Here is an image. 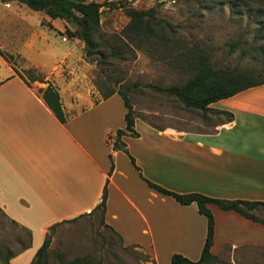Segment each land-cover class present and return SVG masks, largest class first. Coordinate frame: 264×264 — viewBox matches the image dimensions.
<instances>
[{
	"label": "crops",
	"instance_id": "0c3cea01",
	"mask_svg": "<svg viewBox=\"0 0 264 264\" xmlns=\"http://www.w3.org/2000/svg\"><path fill=\"white\" fill-rule=\"evenodd\" d=\"M32 43V52L43 53ZM54 50L53 63L64 54ZM0 62L7 69L0 77V210L30 232L29 246L9 264L26 252L15 264H27L51 225L91 213L103 188L102 223L123 245L149 252L154 264H170L172 253L197 260L206 220L194 202L180 204L146 180L176 193L264 200V83L209 103L231 118L208 130L190 129L183 121L154 125L134 116L136 135L119 137L125 152L112 147L115 131L125 125L117 92L93 100L89 89L55 76L26 84L1 56ZM48 84L59 95L63 122L38 91ZM207 208L213 216L210 252L224 243L264 246L263 223L212 203Z\"/></svg>",
	"mask_w": 264,
	"mask_h": 264
},
{
	"label": "rangeland",
	"instance_id": "374dc122",
	"mask_svg": "<svg viewBox=\"0 0 264 264\" xmlns=\"http://www.w3.org/2000/svg\"><path fill=\"white\" fill-rule=\"evenodd\" d=\"M83 1L100 3L96 42L104 44L106 53L116 48L117 55L97 64L96 59L84 56L83 43L76 35L64 32L65 28L77 32L73 21L49 19L43 11H33L17 0H0V50L5 57H13L5 60L7 65L14 66L25 80H29L27 69L34 68L42 82L55 76L73 88L85 87L92 92L93 100L110 89L120 90L134 116L154 125L183 121L188 128L198 130H208L228 115L186 108L156 88L182 84L193 73L184 62L177 61L178 51L199 48L214 69L239 70L257 80L264 79V0ZM126 8L151 9L157 19L170 26L150 45L127 43L120 34L128 21ZM31 42L43 53L32 52L33 48L27 46ZM53 48L56 55L64 52L54 63L49 54ZM6 73L0 62V77ZM252 213L264 218L263 208ZM47 236L45 264H67L75 257H86L96 264H154L146 250L123 245L102 223L99 209L55 224ZM26 241L25 230L0 210V264L7 253L18 252ZM253 244L232 248L224 243L216 248H221L219 251L211 252H216L215 259L203 264H264V246ZM26 256L27 252L21 254L14 264Z\"/></svg>",
	"mask_w": 264,
	"mask_h": 264
},
{
	"label": "trees",
	"instance_id": "16d2710c",
	"mask_svg": "<svg viewBox=\"0 0 264 264\" xmlns=\"http://www.w3.org/2000/svg\"><path fill=\"white\" fill-rule=\"evenodd\" d=\"M17 1L26 5L33 11H43L49 18H59L66 21H73L78 26L77 32H70L66 28L64 29V32L68 36L76 35L83 43L84 56L96 59L97 64H102L109 56L117 55L118 50L116 48L113 47L110 49L109 53H106L104 44L96 42L95 34L98 30L100 3L96 1L83 0ZM124 12L128 16V21L121 29V38L127 43H131L135 46H140L145 43L150 45L157 36L163 37L164 28L170 26L169 23L162 22L157 19L153 15L151 9L138 10L134 8H126ZM0 56H2L4 60L8 57L9 61L13 59L11 54H9L8 57H5L6 55H4L1 50ZM176 59L177 61L184 62L188 68L193 70V73L182 84H171L156 88L159 91L165 92L167 95L175 97L184 107L200 110L203 114L207 111L213 110L208 107L209 103L229 97L245 88L264 83V79L257 80L251 76H247L246 73L239 70H226L223 68L214 69L208 62L206 53L199 48H184L177 52ZM15 72L25 81L26 84H28V81H26L18 71L15 70ZM26 72L28 74L29 81H43L41 75L36 72L34 68H29ZM38 91L43 102L52 111L55 117L60 122H63L65 120V116L62 111L61 102L56 89L52 85L48 84L44 88H39ZM113 92H117L120 95L126 111L124 113V128L117 129L115 131V138L113 139L112 147L126 152L124 143L119 139V137L121 135H136L132 127L134 115L132 113L131 105L129 104L124 92L116 89H110L101 97L105 98ZM213 111L227 114L228 117L226 120L231 118V114L227 112L217 110ZM129 159L134 165L133 158L129 156ZM146 183L158 192L172 196L174 200L180 204L194 202L197 206L198 212L202 214L206 220L205 238L200 250L199 258L192 261L179 253H172L170 256V264H203L215 259V255H213L209 250L212 245L213 238V216L207 208L208 203L215 204L222 210H234L246 218L253 221H259L264 224V218H260L252 213V210L258 207L264 209V200L251 201L243 199H220L208 197L195 192L176 193L147 180ZM105 197L106 191L105 188H103L101 199L93 209H99L101 220L105 208ZM55 224L51 225L49 228ZM24 230L27 241L26 243H21L20 250L18 252L29 246L30 232L26 229ZM48 243L49 238L46 233L42 243L33 255L34 259L27 264H45V249ZM18 252L7 253L1 260V264H9L10 258ZM67 264L96 263L86 257H75Z\"/></svg>",
	"mask_w": 264,
	"mask_h": 264
}]
</instances>
